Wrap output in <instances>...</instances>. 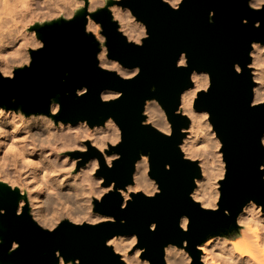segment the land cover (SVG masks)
Masks as SVG:
<instances>
[{"label": "water", "instance_id": "obj_1", "mask_svg": "<svg viewBox=\"0 0 264 264\" xmlns=\"http://www.w3.org/2000/svg\"><path fill=\"white\" fill-rule=\"evenodd\" d=\"M126 6L148 24L151 39L142 49L128 46L115 32L110 14L99 12L94 18L103 24L109 37L110 55L126 66L139 65L142 74L132 82H123L96 67L98 51L94 41L84 35L85 13L70 24L63 22L40 29L39 35L46 48L36 55L31 71L19 72L14 82L0 80V106H23L25 112H46L51 97L62 104L61 118L75 122L88 119L93 124L114 117L124 131V143L118 146L122 160L113 170L104 168L100 175L106 182L115 180L118 187L131 182L133 163L140 152L151 154V175L158 180L163 195L154 200L142 194L130 204L127 211L120 210L122 198L110 195L99 211L114 216L116 224L98 228L77 229L63 226L55 235L40 231L27 217L17 218L15 209L18 196L0 188V207L7 216L0 217V264H57L54 252L59 249L66 259H81L82 264H119L104 241L113 234L136 233L141 245L148 249L147 258L152 264H163V247L188 239L189 251L197 257L195 245L209 234L228 229L232 221L223 215L231 210L233 220L248 199L264 203V183L259 180V164L264 163V149L259 147V137L264 135V107L251 109V82L247 71L236 76L233 63L242 66L249 62L247 52L251 41L264 42V13L250 11L245 0H186L180 12H173L159 0H126ZM215 10V23H208V12ZM249 19L245 27L241 20ZM260 20L262 28L256 30L252 23ZM189 55L190 68L178 70L175 61L180 52ZM192 69L212 74L213 88L208 95L201 94L198 110L212 113L213 123L225 144L229 176L222 192L221 211L216 214L201 211L187 199L192 178L199 172L184 162L178 151L180 129L187 126L184 118L173 115L179 103V94L190 86L188 75ZM65 73H68L65 76ZM87 86L89 93L81 99L75 90ZM155 86L156 92L151 91ZM111 88L124 92L121 101L109 105L99 101V92ZM15 97L16 104H12ZM157 98L168 110L175 135L165 139L150 128L140 126V111L145 99ZM85 160L96 153L90 150ZM172 171L164 170L165 164ZM191 217V230L185 236L178 229L181 215ZM127 224L121 225L120 219ZM157 222L158 231H148L151 222ZM67 223V222H65ZM18 240L21 249L9 256L11 240ZM143 258V257H142Z\"/></svg>", "mask_w": 264, "mask_h": 264}, {"label": "clouds", "instance_id": "obj_2", "mask_svg": "<svg viewBox=\"0 0 264 264\" xmlns=\"http://www.w3.org/2000/svg\"><path fill=\"white\" fill-rule=\"evenodd\" d=\"M173 12H180L186 0H159ZM247 8L255 13H264V0H245ZM101 11L110 14L115 32L124 42L142 49L151 39L148 24L141 20L126 0H0V80L14 82L19 72L31 71L35 57L46 48L40 38V29L58 24L72 23L81 12L85 13L84 35L98 47L95 55L98 70L115 75L123 82H132L142 74L139 65L126 66L112 58L109 37L102 23L94 17ZM216 12H208V23H215ZM247 27L249 19L242 18ZM256 30L262 28L260 20L252 23ZM249 62L233 63L236 76L247 71L251 82L249 107H264V42L251 41L247 52ZM178 70L190 68L189 55L180 52L175 61ZM68 73H65L67 76ZM189 87L179 94V103L173 115L186 119L187 126L180 129L181 142L178 151L184 162L198 169L192 178L187 199L201 211L216 214L221 211L223 186L229 176V164L225 144L213 123L212 113L198 110L201 94L208 95L213 88L210 72L192 69L188 75ZM151 91L156 92L155 86ZM89 93L87 86L75 90L77 99ZM124 92L111 88L99 92V101L109 105L123 99ZM12 104H16L15 97ZM62 104L56 97L49 99L46 112H25L23 106L8 108L0 106V188L17 195L15 216L27 215L42 232L55 235L63 226L77 229L98 228L116 224L114 216L99 211V206L110 195L122 198L120 210L127 211L141 194L154 200L163 195V189L151 175V154L140 152L133 163L129 183L118 187L115 180L106 182L100 175L104 168L113 170L122 160L118 146L124 143V131L118 121L108 116L102 123L93 124L88 119L75 122L61 118ZM140 126L150 128L165 139L175 135L168 110L159 99H145L140 111ZM259 147L264 149V135L259 137ZM90 150L96 155L87 160L83 155ZM164 170L172 171L165 164ZM264 173V163L259 164ZM264 183V175L259 176ZM7 209L0 207V217L7 216ZM228 217V229L209 234L195 245L197 257L189 251L188 239L180 243H167L163 249V264H264V203L248 199L236 213L223 209ZM67 222V223H65ZM126 225V219H120ZM191 217L181 215L178 229L185 235L191 230ZM157 222L148 225V231H158ZM136 233L113 234L104 241V247L118 258L119 264H152L147 258L148 249L140 246ZM5 240L0 238V247ZM21 243L13 239L7 254L12 256L21 249ZM57 264H82L81 259H66L57 249L54 252ZM143 257V258H142Z\"/></svg>", "mask_w": 264, "mask_h": 264}]
</instances>
